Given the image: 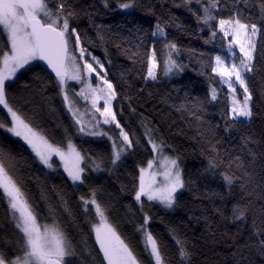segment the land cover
<instances>
[{
  "label": "snow or ice",
  "instance_id": "obj_1",
  "mask_svg": "<svg viewBox=\"0 0 264 264\" xmlns=\"http://www.w3.org/2000/svg\"><path fill=\"white\" fill-rule=\"evenodd\" d=\"M100 3L104 9L112 8V0H100ZM115 3L120 10L144 7L140 0H115ZM193 4L197 7L193 8ZM174 7L186 9L194 17L200 32L207 28L205 44L215 46L218 41L220 49L227 54H211L198 73L208 80V103L218 102L222 88H227L226 106L220 113L223 131L231 134L234 130L250 128L254 116L250 80L257 71V53L264 58V43L258 39L264 38V0H258L254 5L258 8L255 14L250 10L253 6L249 5V0H181L180 3L174 0ZM91 9H81L73 0H0V108L6 112L0 118V129L22 140L43 169L57 172L58 167H62L61 175L66 174V180L74 189L86 185L89 172L107 170L111 173L124 162V157L133 155L141 147L150 148L151 158L147 165L138 164V174L136 171L130 173L131 187L122 186V190L131 194L132 203L126 205L127 213L131 214L129 221L137 213L142 214V220L133 225L142 247L138 252L137 246L125 238L112 221L110 206L101 199L103 188L99 186L89 185L87 193L77 197L78 214L73 213L65 193L56 185L50 190L42 186L39 201L46 205L42 217L24 185L13 175L18 163L15 157L0 149V204L6 205L5 213L12 225V237L0 239L3 244L0 264H193L194 245L181 238L175 227L168 231L175 241L176 255L166 258L160 240L150 229L152 217L145 211L146 204L165 209L176 206L180 190L189 183L181 168L180 156L144 113H140L138 120L142 135L129 128L131 121L122 120L125 102L131 115L137 113L134 100L142 95L143 88L136 96L130 95L135 87L134 80L143 79L145 87L149 80L157 81L161 57L165 76L185 70L187 65L179 59L182 47L175 38H169L167 28L174 26L177 32H186L187 28L174 14L163 22L157 16L151 30L153 45L144 48L143 52L142 41L136 45V51L121 49V45L113 41L133 65L120 74V84L126 86L121 90L106 70L104 60L108 65L112 60L102 27L93 25L95 38L80 27L81 15H87L91 22L99 11L95 4ZM225 10L227 15L223 14ZM148 11L155 14L152 8ZM157 42L162 45L159 52L155 47ZM88 45L100 46L104 58L95 55ZM203 55L201 53V57ZM145 61L146 74L136 73L137 62L143 66ZM33 68L39 69L33 73V82L51 85L70 118L68 125L62 121L57 123V129H62L59 140L34 123L41 119L39 112L33 111L31 117L27 114L26 108L33 102L35 88L27 97L10 98V89L19 80L18 74L31 72ZM70 81L79 86L78 91ZM30 86L29 82H24L20 91H27ZM41 99L48 104L49 114L56 111L49 102L52 98L42 96ZM116 102L120 103L119 111ZM176 110L187 112L195 121L201 155L206 160L203 171L213 176L219 174L227 196L235 199L230 214L225 208H214L220 221L238 224L239 230L251 219L247 237L243 244H237L234 255L239 254L240 261L248 259L243 255L245 251L264 257V204L256 208L258 200L264 201V191L257 192L253 174L246 169L240 156H232L221 148L222 141L217 139L219 125L210 126L201 115L205 111L204 101L186 99ZM74 136L82 140L86 137L106 138L111 145L110 152L87 155L74 142ZM255 142L254 130L242 135L240 150L247 149L248 154L254 156L248 145ZM237 181L243 193L238 199L234 192ZM212 196L219 197L227 206L224 194L213 193ZM62 216L70 223L66 224ZM41 218L45 223H40ZM73 225L81 232L80 242H76L68 231Z\"/></svg>",
  "mask_w": 264,
  "mask_h": 264
},
{
  "label": "trees",
  "instance_id": "obj_2",
  "mask_svg": "<svg viewBox=\"0 0 264 264\" xmlns=\"http://www.w3.org/2000/svg\"><path fill=\"white\" fill-rule=\"evenodd\" d=\"M81 9L91 11V6L95 4L99 9L98 13L89 21L87 15H81L79 24L82 30H86L87 35L96 37V29L93 25H100L108 38V50L112 64L108 65L104 60L106 70L109 75L123 90L126 86L120 84V74L127 68L133 67L132 62L122 54L121 50L115 47L116 43L121 45V49H131L136 51V45L143 42L144 48L153 45L151 30L157 22V16L163 19L170 15L179 17L178 22L186 26V32H177L174 26H169V38H175L182 47V55L179 58L187 67L181 74H176L169 79H161L162 57L157 69L159 78L157 81H148L147 87L143 79H135V87L129 92L136 96V92L143 88L140 97L134 100V106L137 108L136 115H131L127 110L125 102V111L122 120L131 121L129 128L142 135V129L139 128L138 120L140 113H144L153 127H159L163 136L169 143L174 145L176 153L180 156V165L183 169L186 181L185 188L178 194V202L171 210H166L159 205L149 206L146 204L147 211L152 220L150 222L151 231L161 242L162 250L166 258L176 255L175 241L169 234L168 229L175 227L178 235L186 239L193 248V264H264V257L250 254L247 251L243 253L248 259L240 261V255H234L237 252V244H243L251 226V219L243 229L238 230V224L228 221L221 222L219 215L214 211L215 207L225 208L226 213L230 214L232 203L235 199L227 196L222 177L219 174L213 176L205 173L206 160L201 155L200 137L197 135L195 121L187 112L177 111V106L186 99L193 98L204 101L205 111L201 113L203 120L210 126L219 125L217 139L222 141L221 148L232 156H240L244 161L246 169L253 174L257 192L264 191V58L257 53L256 66L257 71L251 76L250 87L253 92L252 107L254 116L250 128H242L240 131H233L231 134L223 131L224 121L221 118V110L226 106L227 91L225 87L220 92L218 102L208 103L206 96L208 92V80L205 76L199 75L203 70V65L208 63L211 54L219 52L216 45L205 44L204 40L208 37V30L205 27L202 32L197 29L194 17L184 8L174 7V0H140L143 8L133 10H120L116 7L115 0H112V8L104 9L100 0H73ZM123 2V0H122ZM181 0H175L180 3ZM258 0H249L251 11L258 13V8L254 7ZM243 5H241L242 7ZM193 8L197 6L192 5ZM152 8L155 14L148 11ZM227 15V10L224 11ZM247 14V13H246ZM264 43V38H258ZM93 53L102 59L104 51L100 46L88 45ZM159 52L162 45L155 44ZM203 53V57H201ZM136 73L146 74V61L143 66L137 62L135 65ZM38 68H33L31 72H22L19 80L13 84L10 89V98L12 96L27 97L33 88L36 94L32 97V104L27 105L26 111L29 117L33 111L39 112L40 120L34 123L46 130L54 139L59 140L62 136V129L58 130L56 125L62 121L65 125L70 124V118L63 108L61 100L52 91L51 85H45L41 81L32 80L33 73L38 72ZM210 73V68L208 69ZM43 75V73H41ZM46 79V78H45ZM218 79V78H217ZM24 82H29L30 87L27 91H20ZM74 85V84H72ZM38 86V87H36ZM219 87V85H217ZM76 87V85H75ZM77 89V87H76ZM151 93V95H150ZM52 98L49 102L56 109L54 113L49 114L48 104L41 97ZM22 103V101H20ZM120 103L116 102V110L119 111ZM6 115V112L0 108V118ZM202 130V129H201ZM254 130L255 143H250L253 155L248 154V150L241 151V136ZM74 133V129L72 130ZM74 142L87 155L97 156L99 154L109 153L111 149L110 142L105 139L86 137L83 140L79 136H74ZM0 149L10 152L16 159L17 168L13 170V175L21 181L26 188L32 203L41 210V216L45 214L46 205L39 201L41 187L50 190L56 185L62 190L68 199L69 207L73 213H79L77 197L82 193H87L88 186H99L103 188L101 199L110 206V215L112 221L118 226L122 235L132 241L133 245L139 248V236L134 233V223L142 220V214L137 213L132 217L131 222L127 213L126 205L132 203L131 194L127 190H122V186L127 184L131 187V175L133 171L138 174L137 165H147L151 158L150 148L141 147L133 155L124 157V162L111 173L107 170L102 172H89V180L85 186L78 189L71 187V182L66 180V175L59 169L57 172L43 169L30 155V150L24 143L9 134L4 129H0ZM58 165V162L56 161ZM110 166V165H109ZM237 181L234 188L236 198L243 193ZM213 193H221L226 196L225 203L219 197L212 196ZM50 196L54 193L49 192ZM54 203L56 201H53ZM264 201H257L256 208L259 209ZM6 205L0 204V239L12 237V225L9 223L5 213ZM66 224L70 221L66 216L61 217ZM50 222V221H48ZM40 223H45L41 218ZM87 230L86 228L84 229ZM68 231L74 237L76 242L82 239L81 232L74 225L68 227ZM94 239V238H93ZM0 247L3 244L0 243Z\"/></svg>",
  "mask_w": 264,
  "mask_h": 264
},
{
  "label": "rangeland",
  "instance_id": "obj_3",
  "mask_svg": "<svg viewBox=\"0 0 264 264\" xmlns=\"http://www.w3.org/2000/svg\"><path fill=\"white\" fill-rule=\"evenodd\" d=\"M216 47L218 48L219 52H221V54H223V55H227L226 52H223V51L220 49L218 41H217ZM237 54H238V50H237ZM162 66H163V63H162ZM181 73H182V72H181ZM181 73H179V74H181ZM172 76H173V75L165 76L164 73H163V69H162L161 79H169V78L172 77ZM69 83L75 85V82H74V81H70ZM76 87H77L76 90L78 91V90H79V86L76 85ZM225 89H226V91H227L226 86H225ZM240 98L242 99V90H241ZM101 104H102V101H101ZM4 131H5L7 134H9L10 136H12V135H11L10 133H8L5 129H4ZM12 137H13V136H12ZM14 138L20 140V139L17 138V137H14ZM20 141H22V140H20ZM22 142H23V141H22ZM56 161L58 162V165H59V160L57 159ZM58 169H59L60 171L63 172L62 167H58ZM65 175H66V174H65ZM164 209H165V208H164ZM166 210H171V209H166Z\"/></svg>",
  "mask_w": 264,
  "mask_h": 264
}]
</instances>
